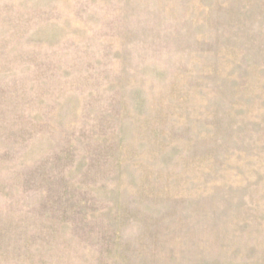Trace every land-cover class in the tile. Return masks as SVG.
Instances as JSON below:
<instances>
[{
  "label": "rangeland",
  "instance_id": "374dc122",
  "mask_svg": "<svg viewBox=\"0 0 264 264\" xmlns=\"http://www.w3.org/2000/svg\"><path fill=\"white\" fill-rule=\"evenodd\" d=\"M0 264H264V0H0Z\"/></svg>",
  "mask_w": 264,
  "mask_h": 264
}]
</instances>
